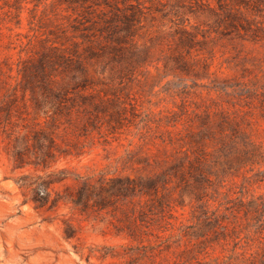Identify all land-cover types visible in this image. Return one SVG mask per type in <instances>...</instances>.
Here are the masks:
<instances>
[{"label": "rangeland", "instance_id": "rangeland-1", "mask_svg": "<svg viewBox=\"0 0 264 264\" xmlns=\"http://www.w3.org/2000/svg\"><path fill=\"white\" fill-rule=\"evenodd\" d=\"M128 24L131 30L123 34ZM122 35L126 42H112ZM51 44L75 47L86 58L96 89L106 92L110 116L99 115L98 129L88 125L69 135L82 153L59 159L46 173L108 170L137 178L168 168L152 208L156 218L164 213L161 236L192 225L193 209L203 205L239 225L234 242L208 249V264L228 257L240 264L249 255L263 260L264 231L256 228H264V156L222 172L212 162L210 138L202 166L185 163L183 175L172 166L185 155L192 160L197 147L190 134L198 123L188 129V121L215 106L235 119L250 147L264 152V0H0V68L19 58L34 62ZM112 45L122 50L114 52ZM213 84L234 85L250 96L231 89L218 94ZM164 157L167 164L158 166ZM43 173L13 169L0 143V245L11 248L0 264H129L136 257L137 243L118 231V213L81 212L56 198L71 179L49 188L45 206L33 203L17 180Z\"/></svg>", "mask_w": 264, "mask_h": 264}, {"label": "trees", "instance_id": "trees-1", "mask_svg": "<svg viewBox=\"0 0 264 264\" xmlns=\"http://www.w3.org/2000/svg\"><path fill=\"white\" fill-rule=\"evenodd\" d=\"M130 30L128 24L122 32L127 34ZM126 38L122 35L112 42L121 44L127 41ZM99 44L97 40L91 46ZM110 47L114 52L122 50L121 46ZM85 61L86 58L81 59L75 47L70 49L64 44L59 47L51 44L43 47L34 62H30V58H19L15 63L3 62V69L0 68L1 150L7 154L13 169L32 167L44 172L42 175L22 176L17 184L32 195L33 203L43 207L50 197L49 188L71 179L72 184L65 187L64 195L56 194V198L71 202L81 212L111 210L118 213V221L123 224L118 231L126 232L131 241L137 243L136 257L129 264H208L204 260L208 249H223L225 244L234 242L238 238L236 228L239 225L231 222L226 214L209 213L203 205H199L193 209L192 225L179 227L175 234L167 237L161 236L167 230L161 225L164 213L161 210L162 215L156 218L152 208L159 188L166 184L168 168L158 175L137 178L110 175L108 170L92 175H71L65 169L46 173L59 159L77 158L82 153L76 148V143L69 142V135L75 136L79 127L86 129L88 125L98 129L99 115L110 116L106 92L96 89L97 83L93 82ZM13 71L14 76L11 75ZM228 89L232 90V95L250 96L248 91L235 89L234 85L213 84L211 87L218 94ZM109 122L105 123L108 125ZM188 123V129L198 123V132L190 134L195 138L197 147L191 152L192 160L185 155L172 166L180 171V175H183L181 171L185 163L194 168L207 162L210 153H206L205 147L206 140L210 138L215 147L212 162L222 172L238 171L258 164V159L264 156V152L259 153L244 141L246 138L235 119L216 106L211 114L208 109L203 115L194 114ZM214 127L216 130H213ZM239 142L242 145L239 146ZM166 158L157 165L167 164ZM147 168L149 165L144 166V170ZM203 178L199 177L195 182ZM143 198L146 200L142 204ZM135 199L138 201L135 202ZM196 199L199 200L198 197ZM256 230L264 231L262 224ZM236 245L234 243V247ZM231 259L228 257L221 262L217 259L215 264H232ZM257 262L264 264V259L258 261L256 256L249 255L247 258L243 256L240 264Z\"/></svg>", "mask_w": 264, "mask_h": 264}, {"label": "bare ground", "instance_id": "bare-ground-1", "mask_svg": "<svg viewBox=\"0 0 264 264\" xmlns=\"http://www.w3.org/2000/svg\"><path fill=\"white\" fill-rule=\"evenodd\" d=\"M3 234H5V233H3ZM6 235H7V233H6ZM2 236V235H1ZM5 237V236H4ZM6 248L9 250V251H11V248H10V246H6ZM6 248H5V246L2 244V245H0V258L2 259V260H6L7 259V257H8V255H7V253H6ZM9 253V252H8ZM12 253V252H11Z\"/></svg>", "mask_w": 264, "mask_h": 264}]
</instances>
